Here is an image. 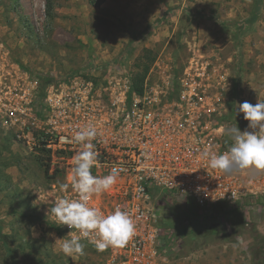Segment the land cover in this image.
Returning <instances> with one entry per match:
<instances>
[{"label":"rangeland","instance_id":"1","mask_svg":"<svg viewBox=\"0 0 264 264\" xmlns=\"http://www.w3.org/2000/svg\"><path fill=\"white\" fill-rule=\"evenodd\" d=\"M253 2L0 0V43L6 61L39 81L118 63L132 75L146 50L147 75L155 61L176 73L194 45L229 69L238 107L264 101V0L250 23ZM39 164L0 127V264H98L86 245L84 255L65 256L62 234L31 204L33 184L44 182ZM156 211L164 264H264V198L200 207L162 194Z\"/></svg>","mask_w":264,"mask_h":264},{"label":"built area","instance_id":"2","mask_svg":"<svg viewBox=\"0 0 264 264\" xmlns=\"http://www.w3.org/2000/svg\"><path fill=\"white\" fill-rule=\"evenodd\" d=\"M189 50L190 59L176 73L155 61L136 94L121 63L44 84L6 61L0 43V127L24 155L40 157L44 182L33 184L31 204L46 222L63 238L76 231L60 225L50 209L61 197L77 198L70 187H59L70 184L73 158L81 150L72 141L77 130H96L92 143L99 156L92 174L118 176L89 206L105 215L116 208L128 212L136 231L124 247L104 251L82 239L100 254L98 264L165 263L156 211L162 194L200 207L264 198V172L224 174L202 156L228 151L233 141L226 130H254L236 105L229 69L194 45Z\"/></svg>","mask_w":264,"mask_h":264},{"label":"clouds","instance_id":"3","mask_svg":"<svg viewBox=\"0 0 264 264\" xmlns=\"http://www.w3.org/2000/svg\"><path fill=\"white\" fill-rule=\"evenodd\" d=\"M239 112L248 121V128L254 131L241 132L237 126L226 130L233 143L222 154L202 153L207 158L209 167L224 174H234L246 170L264 172V101L255 104L244 101L239 104ZM97 133L94 127L86 126L77 130L72 141L81 146L74 156L71 168L70 184L59 185L61 191L69 187L77 194L76 199L59 198L50 209L51 214L60 225L70 230L67 238L62 240L60 251L68 257L85 254L82 239L89 240L98 251L109 247H124L135 235V221L126 211L116 208L105 215L99 209L90 207L89 201L94 195L112 188L117 182V174L110 173L103 177L92 174V168L98 163L99 152L92 141ZM49 212V210H48Z\"/></svg>","mask_w":264,"mask_h":264},{"label":"trees","instance_id":"4","mask_svg":"<svg viewBox=\"0 0 264 264\" xmlns=\"http://www.w3.org/2000/svg\"><path fill=\"white\" fill-rule=\"evenodd\" d=\"M254 11H253V15L251 17H249L247 19V22H254L256 20V16L258 14V11H259V6L261 4V0H254ZM47 14L49 15L50 14V2L47 1ZM146 57H140L139 59V62L137 63L136 67L138 69V71H136L135 73H133L131 75V85H132V91L136 94H140L141 91H142V85H143V82L146 78V75H147V72L149 70V67L151 65V63L153 62V58L150 54L151 51L149 50H146ZM49 80H44L42 81V83H48Z\"/></svg>","mask_w":264,"mask_h":264}]
</instances>
